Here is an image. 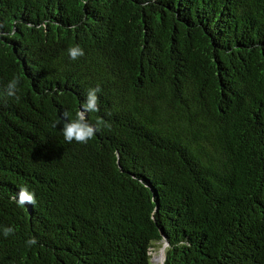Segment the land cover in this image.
<instances>
[{
  "label": "trees",
  "instance_id": "16d2710c",
  "mask_svg": "<svg viewBox=\"0 0 264 264\" xmlns=\"http://www.w3.org/2000/svg\"><path fill=\"white\" fill-rule=\"evenodd\" d=\"M13 78L0 264H264V0H0ZM97 85L104 123L65 142Z\"/></svg>",
  "mask_w": 264,
  "mask_h": 264
},
{
  "label": "clouds",
  "instance_id": "9594fccd",
  "mask_svg": "<svg viewBox=\"0 0 264 264\" xmlns=\"http://www.w3.org/2000/svg\"><path fill=\"white\" fill-rule=\"evenodd\" d=\"M68 55L72 60H76L84 55V51L80 46H73L68 49ZM19 85V79L13 78L7 85L6 90L0 93V96L14 97L19 99L17 96ZM101 92V88L97 85L94 88H90L86 94V99L82 105V110L76 113V118L68 120L69 113L64 112L63 117L65 118V123L62 128V135L65 142L72 143L73 141L86 144L89 140L94 138L96 132L100 130V126L104 123L102 120H98L96 126H92L86 120V113L99 112V97L98 93ZM18 205L35 204L36 198L35 193L28 190L27 187H23L19 190L18 196L13 197ZM14 229L11 227H5L3 229V235L5 237L12 235ZM26 244L32 246L37 244V239L35 237H30Z\"/></svg>",
  "mask_w": 264,
  "mask_h": 264
},
{
  "label": "rangeland",
  "instance_id": "374dc122",
  "mask_svg": "<svg viewBox=\"0 0 264 264\" xmlns=\"http://www.w3.org/2000/svg\"><path fill=\"white\" fill-rule=\"evenodd\" d=\"M151 261L152 264H163L164 261V251L162 248L151 249Z\"/></svg>",
  "mask_w": 264,
  "mask_h": 264
},
{
  "label": "water",
  "instance_id": "95a60500",
  "mask_svg": "<svg viewBox=\"0 0 264 264\" xmlns=\"http://www.w3.org/2000/svg\"><path fill=\"white\" fill-rule=\"evenodd\" d=\"M162 250H163V248H162Z\"/></svg>",
  "mask_w": 264,
  "mask_h": 264
}]
</instances>
